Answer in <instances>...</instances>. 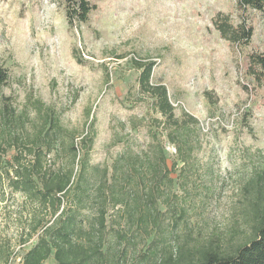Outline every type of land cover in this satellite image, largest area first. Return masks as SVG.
<instances>
[{"label": "rangeland", "instance_id": "obj_1", "mask_svg": "<svg viewBox=\"0 0 264 264\" xmlns=\"http://www.w3.org/2000/svg\"><path fill=\"white\" fill-rule=\"evenodd\" d=\"M91 1L97 9L78 28L68 24L64 0H0V67L9 74L0 87V142L16 130V122L4 124L3 114L22 116L21 134L58 117L77 140L93 120L91 162L111 172L123 152L150 147L157 134L171 169L173 201L186 216L169 227L167 242L155 244L157 231L122 228V213L110 208L103 264H159L165 250L194 248L215 236L245 241L244 187L264 171V80L247 71L246 55L264 52V10L248 12L252 41L236 48L212 20L222 12L239 23L237 0ZM148 60L156 62L152 81L167 86L176 115L199 120L191 130L192 165L180 158L155 121L162 117L152 99L139 88L137 62ZM13 154L5 143L0 171ZM33 207L0 184V264H20L34 244L37 234L23 244ZM93 213L89 205L84 209L86 216ZM6 246L8 263L1 255ZM44 264H57L54 255Z\"/></svg>", "mask_w": 264, "mask_h": 264}, {"label": "trees", "instance_id": "obj_2", "mask_svg": "<svg viewBox=\"0 0 264 264\" xmlns=\"http://www.w3.org/2000/svg\"><path fill=\"white\" fill-rule=\"evenodd\" d=\"M64 4L71 27L79 28L97 9L91 0H64ZM237 9L241 18L237 24L222 12L212 21L233 47L243 48L250 45L254 34L248 12L263 11L264 0H237ZM155 65L150 60L137 62L139 88L152 99L153 110L162 117L155 121L175 144L180 158L192 165L195 145L191 130L199 120L186 112L176 115L167 86L152 81ZM246 69L263 82L264 52L248 53ZM8 78V71L0 67V87ZM3 117L8 127L7 121L16 122V130L8 139L1 136L0 150L8 143L14 154L0 171V184L22 194L37 207L31 211L33 220L23 244L36 234L37 237L23 253L20 264H44L52 254L57 264H103L108 254L104 235L108 232L110 208L122 213L119 215L122 228L157 231L155 244L167 242L169 227L175 228L183 222L185 211L173 201L176 196L172 194L171 169L164 145L155 132L150 147L123 152L113 162L110 172L108 166L91 162L96 137L93 120L77 140L66 132L58 117L40 122L33 134H21L17 129L24 123L21 115L14 120L6 114ZM59 158L66 162L59 164ZM78 165L79 172L75 169ZM244 189L243 211L250 224L245 241L236 243L230 237L215 236L194 248L179 245L176 253L173 249L165 250L159 264H264V171L252 177ZM88 205L94 210L92 216L84 215ZM1 255L8 263L11 257L8 246L2 247Z\"/></svg>", "mask_w": 264, "mask_h": 264}]
</instances>
